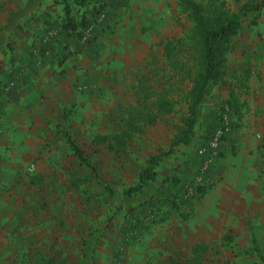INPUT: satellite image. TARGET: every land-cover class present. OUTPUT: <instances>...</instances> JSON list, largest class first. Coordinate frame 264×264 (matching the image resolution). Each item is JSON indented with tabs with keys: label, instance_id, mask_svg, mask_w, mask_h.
<instances>
[{
	"label": "rangeland",
	"instance_id": "1",
	"mask_svg": "<svg viewBox=\"0 0 264 264\" xmlns=\"http://www.w3.org/2000/svg\"><path fill=\"white\" fill-rule=\"evenodd\" d=\"M37 2L40 6V0H0V190L9 189L6 178L15 167L19 177L16 183L24 182L22 189L28 197L26 209H30L24 227L13 225L11 231L16 233L13 239L0 235L2 246L5 240L12 242L10 254L0 252V264H167L169 259H182L191 245L181 246L180 237L174 236L175 239L169 232L171 227L163 221L161 206L164 204H157L152 198L154 186L146 184L134 191L127 190L137 185V173L146 157L165 149L172 125L185 111L184 103L177 101L171 114L135 136L127 153L135 155L133 158L122 152H108L101 145H93L90 139L95 133H109L119 128L118 105L129 101L134 83L126 93L79 91V101L71 105V130L63 129L65 124L60 122L57 108L49 118L51 124L45 125L46 131L40 130L38 73L43 48L40 7L38 12H32ZM240 2L227 0L225 3L231 10H237ZM261 2L259 19L264 18V0ZM169 6L173 9V23L167 34L187 41L189 19L180 11L176 0H170ZM105 8L106 4L98 8L92 20L100 12L106 15ZM89 9L91 14L93 9ZM250 17L248 14L243 18L241 35L256 32L260 36L259 31L252 30ZM12 24L15 25L11 27ZM151 48L156 70L164 62L160 47ZM214 89L216 85L210 87L207 100H212ZM203 106L208 107L204 112L208 114L201 117L198 127L195 125L201 134L204 132L200 129L208 119L212 120L210 115L218 117L221 111L219 106L216 113L208 101ZM24 116L28 122L20 124ZM9 121L22 130L23 139L19 142L8 137L16 132L14 136L20 138L19 130L13 128L8 132ZM58 122L61 129L56 127ZM61 131L73 134L93 171L78 163L62 140ZM198 146L194 149L197 157ZM29 164L34 167L32 171L26 170ZM185 185L182 196L188 198L191 194H185ZM177 227L181 228L179 224ZM223 252L204 253L202 264H212V259L219 254L223 256ZM234 252L229 250L226 256L237 257ZM249 256L251 264H264L256 251L249 252Z\"/></svg>",
	"mask_w": 264,
	"mask_h": 264
},
{
	"label": "crops",
	"instance_id": "2",
	"mask_svg": "<svg viewBox=\"0 0 264 264\" xmlns=\"http://www.w3.org/2000/svg\"><path fill=\"white\" fill-rule=\"evenodd\" d=\"M105 2V18L94 25L89 43L80 42L74 33L60 26L63 17L60 0H40V6L37 2L32 8V12H38L37 7H40V44L43 48L38 73V120L43 132L46 131L45 125L51 124L49 118L54 108L60 115L63 108L79 101V91L129 92L132 84L154 60L150 46L159 48L157 43L170 36L167 34L173 23L170 0ZM69 6L73 19L78 20L81 9L71 1ZM260 11L256 23L251 24L252 30L259 31L260 36L256 32L241 35L240 30L227 54L230 74L224 84H215L217 89L212 91V100L205 99L216 112L232 89L241 107L239 115H233L227 108L230 128L222 137L217 156L201 179L199 187L204 188L203 194L198 196L194 188L190 197L182 196L184 185L196 172L198 157L195 147L203 145L207 132L220 126L218 117L213 114L210 115L212 120L208 119L200 129L204 134L197 133L194 126L188 144L169 148L168 142L165 149L169 148L170 152L154 167V179L142 185L154 186L152 198L157 204H164L161 206L163 221L168 228L171 227L169 232L173 237H180L181 246L203 242L206 244L204 253L209 255L224 250V255L219 254L212 259V264H251L247 258H250L249 252L255 251L264 262V18L259 19ZM51 29L55 30L54 35L49 34ZM243 72L247 73L246 77ZM205 109L208 107L200 108L197 127L201 117L208 114H204ZM26 117L20 124H27ZM60 122L65 124L64 129L71 130L70 119L62 121L60 118ZM9 123V133L13 128L19 130L17 124ZM19 131L20 138L14 136V132L8 135L9 139L15 143L22 140V130ZM68 133L73 139V134ZM254 133L260 137L256 138ZM61 138L64 141L63 136ZM11 172L6 178L9 189L0 190V235L8 236V239L16 235L11 231L13 225L25 226L26 215L30 212L26 209L28 197L22 189L24 182L16 183L19 177L15 167ZM173 202L179 207L178 211ZM11 248L9 240H5L3 246L0 244V252L5 254H10ZM229 250L235 251L237 257L226 256Z\"/></svg>",
	"mask_w": 264,
	"mask_h": 264
},
{
	"label": "trees",
	"instance_id": "3",
	"mask_svg": "<svg viewBox=\"0 0 264 264\" xmlns=\"http://www.w3.org/2000/svg\"><path fill=\"white\" fill-rule=\"evenodd\" d=\"M70 1L77 9H81L76 21L70 12ZM176 1L180 11L190 21L188 40L169 36L157 43L163 65L155 70L153 68L156 63L150 62L144 74L133 84L129 101L118 105L121 115L119 128L109 133H95L90 139L93 145H101L108 152L129 153V147L135 136L144 133L145 128L154 125L165 115L171 114L179 100L184 103L185 111L179 116L177 123L172 125L169 148L188 144L210 87L224 84L225 78L230 74L227 70V54L233 48L243 18L250 14L249 23L255 24L262 6L261 0H242L237 10H231L223 0ZM60 3L63 12L60 26L74 33L78 38L80 30L91 22L94 12L106 4L105 0H60ZM89 5L93 9L91 14L90 9L87 8ZM243 75L246 77L247 73L243 72ZM224 107L230 109L233 115H239L241 105L237 103L232 89L220 104V110ZM71 112V106L63 108L60 114L61 120L67 121ZM218 118L221 122L220 115ZM56 127L61 129L59 122ZM61 134L78 163L93 171L89 160L69 133L61 131ZM169 148L159 149L146 157L137 173V185L127 191L139 189L154 179V167L167 156L170 152ZM104 187L112 192L108 185L105 184ZM196 189L197 195L201 196L204 188L198 185ZM172 204L178 211L179 207L176 203ZM205 249V243H194L182 259H169L167 264H202ZM83 258L84 261L85 257Z\"/></svg>",
	"mask_w": 264,
	"mask_h": 264
},
{
	"label": "built area",
	"instance_id": "4",
	"mask_svg": "<svg viewBox=\"0 0 264 264\" xmlns=\"http://www.w3.org/2000/svg\"><path fill=\"white\" fill-rule=\"evenodd\" d=\"M104 17H105L104 12L98 13L97 16L94 17L93 20L87 26H85L82 30H80V36L78 38L79 41L82 43H86L89 39H91L95 22H99L103 20ZM49 34L54 35L55 30L51 29L49 31ZM226 112H227V108L224 107L220 111V118H221L220 126H218L215 130L209 133L204 139L203 145L198 146L196 149V154L198 155V164H197L196 172L194 173L190 181L185 185L186 195L191 194L193 189L201 184L200 182L203 175L205 174L206 170L208 169V167L210 166V164L218 154L222 137L230 128ZM254 136L258 138L259 134L254 133ZM33 168H34L33 165L29 164L26 167V170L32 171Z\"/></svg>",
	"mask_w": 264,
	"mask_h": 264
}]
</instances>
